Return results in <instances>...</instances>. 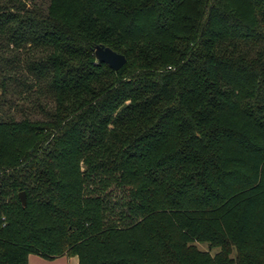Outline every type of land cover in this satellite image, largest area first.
I'll return each mask as SVG.
<instances>
[{
  "label": "trees",
  "instance_id": "1",
  "mask_svg": "<svg viewBox=\"0 0 264 264\" xmlns=\"http://www.w3.org/2000/svg\"><path fill=\"white\" fill-rule=\"evenodd\" d=\"M38 1L0 0V264H264V0Z\"/></svg>",
  "mask_w": 264,
  "mask_h": 264
},
{
  "label": "rangeland",
  "instance_id": "2",
  "mask_svg": "<svg viewBox=\"0 0 264 264\" xmlns=\"http://www.w3.org/2000/svg\"><path fill=\"white\" fill-rule=\"evenodd\" d=\"M43 2H45V0H39L38 3L42 4ZM16 52L15 51H12L10 49H7V51L5 52L4 54V57H7V56H11V58L13 59V55L15 54ZM24 56V54H23ZM18 57H21V55H18ZM17 57V58H18ZM23 58V57H22ZM14 60V59H13ZM16 62L18 63V61H13V65L15 66L14 67V70L13 71H17L18 70V65L16 64ZM10 90V88H9ZM12 88L11 90L9 91L8 95H7V99H9L8 101L12 102L14 101V103H17V106H15L14 104H9L11 106H4V108H6L5 110H0L1 114L3 113V115H9V114H13L15 115L17 118H22L24 116V112H20V109L23 105H25V109H26V113H30L31 112V105H29L28 103H26V101H24V96H25V93L24 94H21V93H15V92H12ZM14 93V94H13ZM33 95L31 96V99H32ZM19 105V106H18ZM197 246L199 248H202V249H205V250H208V245L207 244H203V243H200V244H197ZM219 249H215V250H212V254L214 255ZM232 256L234 257L235 256V252H233ZM232 264H237L236 262L232 263Z\"/></svg>",
  "mask_w": 264,
  "mask_h": 264
},
{
  "label": "water",
  "instance_id": "3",
  "mask_svg": "<svg viewBox=\"0 0 264 264\" xmlns=\"http://www.w3.org/2000/svg\"><path fill=\"white\" fill-rule=\"evenodd\" d=\"M95 57L99 62L107 63L115 71L119 70L127 63V57L124 54L115 52L112 48L105 45L97 46L95 49ZM20 199L25 206L27 204L25 193L20 194Z\"/></svg>",
  "mask_w": 264,
  "mask_h": 264
},
{
  "label": "crops",
  "instance_id": "4",
  "mask_svg": "<svg viewBox=\"0 0 264 264\" xmlns=\"http://www.w3.org/2000/svg\"><path fill=\"white\" fill-rule=\"evenodd\" d=\"M29 264H79L78 256H60L55 259H43L42 257L31 254L29 256Z\"/></svg>",
  "mask_w": 264,
  "mask_h": 264
}]
</instances>
